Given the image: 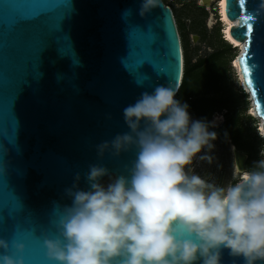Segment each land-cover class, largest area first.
I'll list each match as a JSON object with an SVG mask.
<instances>
[{
  "label": "water",
  "instance_id": "water-1",
  "mask_svg": "<svg viewBox=\"0 0 264 264\" xmlns=\"http://www.w3.org/2000/svg\"><path fill=\"white\" fill-rule=\"evenodd\" d=\"M139 4L0 0V238L11 247L6 254L25 245L24 264H55L44 239L58 236L54 222L70 203L64 190L77 174L81 188L90 165L127 175L135 150L97 153L101 142L129 131L123 109L157 86H181L184 53L172 9L161 0L141 17ZM40 14L47 20L38 22ZM245 14L257 16L250 36ZM225 15L238 22L229 33L244 44L239 68L264 127V0H245L243 8L240 0H225ZM137 59L149 61L141 75L129 70ZM223 264L243 260L225 250Z\"/></svg>",
  "mask_w": 264,
  "mask_h": 264
},
{
  "label": "clouds",
  "instance_id": "clouds-1",
  "mask_svg": "<svg viewBox=\"0 0 264 264\" xmlns=\"http://www.w3.org/2000/svg\"><path fill=\"white\" fill-rule=\"evenodd\" d=\"M161 0H140L145 17ZM223 36V34H222ZM224 40V39H223ZM177 89L160 85L123 109L129 131L97 145V153L119 157L135 150L127 175L112 177L90 165L77 174L55 220L58 236L45 237L55 264H223V253L243 264H264V146L252 166L218 185L196 173L194 161L212 164L221 117L193 119ZM5 171L0 167V174ZM0 238V264H24ZM18 254V255H17Z\"/></svg>",
  "mask_w": 264,
  "mask_h": 264
},
{
  "label": "rangeland",
  "instance_id": "rangeland-1",
  "mask_svg": "<svg viewBox=\"0 0 264 264\" xmlns=\"http://www.w3.org/2000/svg\"><path fill=\"white\" fill-rule=\"evenodd\" d=\"M163 2L170 5L174 11L177 27L181 25L182 31L180 33L179 30V35L181 41L184 38L186 53L192 65L189 85L184 94L177 99L189 105V114L193 119L206 117L213 110L216 111L211 117L233 118L238 132L237 150L240 154L248 155V159L243 161V167L250 169L253 161L260 158L259 151L261 146H264V139L259 131L260 121L249 115L250 96L245 92L238 74L231 66L238 57V50L230 47L222 39L223 24L220 23L216 2H212L210 7L202 4L201 0H163ZM212 16L213 21H210ZM182 47L184 53L183 44ZM205 61L209 62L204 63ZM222 152L226 155L224 156ZM214 157L212 164L194 161L192 167L195 172L216 183L220 171H224L226 174L221 176L224 184L229 181L235 182L228 176L231 168L228 147L223 144L217 148ZM223 163H225L224 170ZM111 178L112 176H108L102 183L107 184Z\"/></svg>",
  "mask_w": 264,
  "mask_h": 264
},
{
  "label": "bare ground",
  "instance_id": "bare-ground-1",
  "mask_svg": "<svg viewBox=\"0 0 264 264\" xmlns=\"http://www.w3.org/2000/svg\"><path fill=\"white\" fill-rule=\"evenodd\" d=\"M214 0H201L202 4H205L207 7H210L211 3L213 2ZM217 11H218V14H219V18H220V22H222V34L224 36V40L226 42H229V43H232L233 46L235 47V49L238 50V57L236 59H234V62L231 64V66L233 67V69L235 70V72L238 74L239 78H240V81L242 82V86L244 87L245 89V92L248 94V96H250V92L249 90L247 89V87L245 86V83H244V80H243V77H242V74H241V71H240V68H239V63H238V58L240 57V55L242 54V52L244 51V44L242 42H236L231 36H230V27H235L238 25V22H233V21H229L227 18H226V15H225V0H218V3H217ZM210 21H213V16H212V19ZM211 24H213L211 22ZM196 39V38H195ZM250 103H251V106H250V109H249V115L252 116L254 119H258L260 121V129L259 131L261 132V135L264 139V127H263V121L260 117L257 116L255 110H254V105H253V102L251 100V98L249 99ZM238 154V152H236ZM236 154V165H235V171L236 173H239L240 170H244L243 168V161L245 159V157H240Z\"/></svg>",
  "mask_w": 264,
  "mask_h": 264
},
{
  "label": "flooded vegetation",
  "instance_id": "flooded-vegetation-1",
  "mask_svg": "<svg viewBox=\"0 0 264 264\" xmlns=\"http://www.w3.org/2000/svg\"><path fill=\"white\" fill-rule=\"evenodd\" d=\"M225 110V109H224ZM214 117H200V119H207L209 121L213 120ZM217 133V140L214 141L215 144V149L211 153L214 156V153L216 152L217 148H220L223 144L226 145L229 149V156L231 157V168L229 171V178L232 179L234 177L235 173V165H236V152L237 150V125L233 122V118L231 117H221V119L218 122V126L213 129ZM233 147V149H232ZM223 155L225 156L226 153L222 152ZM239 153V152H238ZM243 155V154H242ZM245 156V159H248V155H243ZM223 170L225 169V163L222 164ZM224 171H220V174L217 176V182L216 184L218 185H225L224 184V179L221 177L224 175Z\"/></svg>",
  "mask_w": 264,
  "mask_h": 264
},
{
  "label": "snow or ice",
  "instance_id": "snow-or-ice-1",
  "mask_svg": "<svg viewBox=\"0 0 264 264\" xmlns=\"http://www.w3.org/2000/svg\"><path fill=\"white\" fill-rule=\"evenodd\" d=\"M244 5H245V0H240L241 8H243ZM35 19L38 22H44L47 20V15L46 14H40ZM240 19L243 22V27L246 29V34L250 36L253 32V27H254L252 21L254 19H257V16L245 14V15L241 16ZM245 52L247 53V48L245 49ZM77 62L78 61H77L76 57L73 56V63H77ZM146 63H149V61H146L144 59H137V61L134 64L129 66V70L131 72H133V74H135V75H141L142 74V66ZM244 71L247 73L249 71V69L247 67H245ZM248 83L251 84L252 81L249 80Z\"/></svg>",
  "mask_w": 264,
  "mask_h": 264
},
{
  "label": "trees",
  "instance_id": "trees-1",
  "mask_svg": "<svg viewBox=\"0 0 264 264\" xmlns=\"http://www.w3.org/2000/svg\"><path fill=\"white\" fill-rule=\"evenodd\" d=\"M165 5H166V4H165ZM166 6H169V7H170V5H166ZM172 11H173V10H172ZM173 14H174V17H175V13H174V11H173ZM179 30H180V33H181L182 29H181V25H180V24L178 25V31H179ZM182 38H183V36H182ZM182 44L184 45V49H185V52H184V72H183V77H182V83H181V86H180V88H179V90H178V92H177L176 99H177L178 97H181L182 94H184V92H185L187 86L189 85L190 73H191V71H192V65H190L189 58H188L187 53H186V45H185L184 38L182 39ZM227 44H228V43H227ZM228 45H229V44H228ZM229 46H230V45H229ZM214 57H215V56H214ZM207 62H209V61H205L204 63H207ZM207 88H208V87H207ZM207 92H208V90H207ZM207 92H206V93H207ZM206 93H205V94H206ZM207 98H208V96H207ZM189 99L192 100L191 97H189ZM208 106L210 107L211 104H209ZM215 111H216V110H213V111H212L209 115H207L206 117H211L212 114H213Z\"/></svg>",
  "mask_w": 264,
  "mask_h": 264
}]
</instances>
